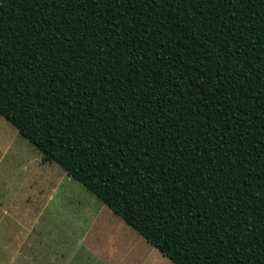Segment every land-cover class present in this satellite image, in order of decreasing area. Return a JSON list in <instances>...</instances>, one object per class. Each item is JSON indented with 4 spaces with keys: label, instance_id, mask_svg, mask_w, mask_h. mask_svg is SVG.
<instances>
[{
    "label": "trees",
    "instance_id": "trees-1",
    "mask_svg": "<svg viewBox=\"0 0 264 264\" xmlns=\"http://www.w3.org/2000/svg\"><path fill=\"white\" fill-rule=\"evenodd\" d=\"M0 115L173 264H264V0H0Z\"/></svg>",
    "mask_w": 264,
    "mask_h": 264
},
{
    "label": "rangeland",
    "instance_id": "rangeland-1",
    "mask_svg": "<svg viewBox=\"0 0 264 264\" xmlns=\"http://www.w3.org/2000/svg\"><path fill=\"white\" fill-rule=\"evenodd\" d=\"M0 115V264H173Z\"/></svg>",
    "mask_w": 264,
    "mask_h": 264
}]
</instances>
